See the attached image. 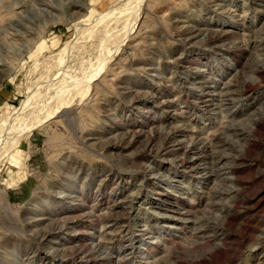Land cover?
<instances>
[{"label":"rangeland","instance_id":"obj_1","mask_svg":"<svg viewBox=\"0 0 264 264\" xmlns=\"http://www.w3.org/2000/svg\"><path fill=\"white\" fill-rule=\"evenodd\" d=\"M0 264H264V0H0Z\"/></svg>","mask_w":264,"mask_h":264},{"label":"bare ground","instance_id":"obj_2","mask_svg":"<svg viewBox=\"0 0 264 264\" xmlns=\"http://www.w3.org/2000/svg\"><path fill=\"white\" fill-rule=\"evenodd\" d=\"M20 134H21V133H20ZM35 204H36V203L34 202L33 206H35ZM53 204H54V203H52L51 206H53Z\"/></svg>","mask_w":264,"mask_h":264}]
</instances>
